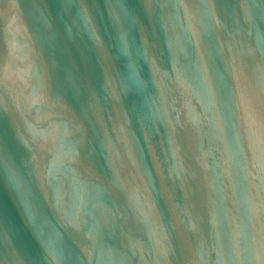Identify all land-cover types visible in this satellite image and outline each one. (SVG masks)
<instances>
[{
	"label": "water",
	"instance_id": "obj_1",
	"mask_svg": "<svg viewBox=\"0 0 264 264\" xmlns=\"http://www.w3.org/2000/svg\"><path fill=\"white\" fill-rule=\"evenodd\" d=\"M0 264H264V0H0Z\"/></svg>",
	"mask_w": 264,
	"mask_h": 264
}]
</instances>
